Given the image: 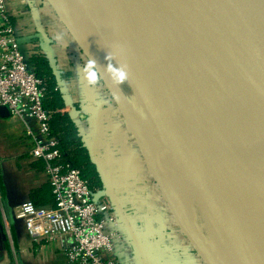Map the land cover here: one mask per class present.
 I'll return each instance as SVG.
<instances>
[{
    "label": "water",
    "instance_id": "obj_1",
    "mask_svg": "<svg viewBox=\"0 0 264 264\" xmlns=\"http://www.w3.org/2000/svg\"><path fill=\"white\" fill-rule=\"evenodd\" d=\"M46 1L75 39L86 61L89 58L96 60L98 80L115 104L112 115L120 114L125 120L176 224L202 261L223 264L218 251L206 233L194 223L174 189L173 183L177 182L175 171L182 175V183L188 184L200 200L201 214L225 239V248L230 244L247 247L235 210L224 199L213 173L208 174L204 164L195 168L190 163L196 152L192 140L170 108L158 101L155 92L145 85L135 84L128 63L114 51L110 34L97 21L98 16H121V12L111 2L102 0L107 11L96 16V26L111 49L114 62L125 68L127 81L137 100L125 93L105 71L106 52L98 51L88 42L83 24L70 14L74 5L69 0ZM143 1L156 29L170 41L169 51L179 57L184 68L195 72L246 133L264 145V0ZM31 6L29 4L31 10H35ZM36 38L42 52L54 41L47 33L36 31L28 38H20V43H29ZM49 61L61 82L60 70L56 69L51 58ZM67 97L64 94V99ZM0 116L9 117L7 107H0ZM105 195H111V190L100 189L93 194V200ZM109 199L120 219L126 221L127 233L131 236L133 228L124 212L118 210L116 196L111 195Z\"/></svg>",
    "mask_w": 264,
    "mask_h": 264
},
{
    "label": "crops",
    "instance_id": "obj_2",
    "mask_svg": "<svg viewBox=\"0 0 264 264\" xmlns=\"http://www.w3.org/2000/svg\"><path fill=\"white\" fill-rule=\"evenodd\" d=\"M43 1L42 7L31 6L35 10L29 7L18 24L29 26V36L41 31L53 38L54 32L43 18L51 8ZM58 29L61 31L60 25ZM65 47L53 41L45 52L57 70L73 75L65 94L83 101L90 112L87 120L77 124L99 172L101 189H110L116 196L118 210L124 212L134 231L128 235L126 221L116 213L121 237L113 255L121 264H205L176 224L125 120L120 114L112 115L115 104L107 98L103 85L99 80L89 85L82 72L86 59L73 49L61 55ZM28 145L21 124L0 116V264H71L63 255L67 241L63 245L31 242L24 226L13 218L12 208L32 191H50L43 164L29 157ZM111 195L103 197L110 201Z\"/></svg>",
    "mask_w": 264,
    "mask_h": 264
},
{
    "label": "bare ground",
    "instance_id": "obj_3",
    "mask_svg": "<svg viewBox=\"0 0 264 264\" xmlns=\"http://www.w3.org/2000/svg\"><path fill=\"white\" fill-rule=\"evenodd\" d=\"M107 1L121 16L101 15L97 21L110 34L114 51L128 63L135 84L150 88L170 108L195 147L190 163L195 168L204 164L208 174L213 173L224 199L235 210L248 245L221 247V261L264 264V241L257 230H251L256 227L264 234V145L246 133L195 72L169 51L170 41L156 29L143 0Z\"/></svg>",
    "mask_w": 264,
    "mask_h": 264
},
{
    "label": "built area",
    "instance_id": "obj_4",
    "mask_svg": "<svg viewBox=\"0 0 264 264\" xmlns=\"http://www.w3.org/2000/svg\"><path fill=\"white\" fill-rule=\"evenodd\" d=\"M29 4L42 7L44 1L0 0V107H7L9 118L21 124L29 157L42 162L53 203L37 206L26 199L12 208L13 218L24 226L31 242L63 245L67 241L63 255L71 264H121L113 255L121 237L113 205L104 197L93 200L79 170L61 162L59 141L50 131L54 113L66 114L77 123L87 120L90 112L72 96L60 108L43 107L44 82L20 43V38L29 36V26L18 24Z\"/></svg>",
    "mask_w": 264,
    "mask_h": 264
},
{
    "label": "trees",
    "instance_id": "obj_5",
    "mask_svg": "<svg viewBox=\"0 0 264 264\" xmlns=\"http://www.w3.org/2000/svg\"><path fill=\"white\" fill-rule=\"evenodd\" d=\"M27 58L30 66L45 85V96L42 100L43 107L47 110H54L63 105L64 94L67 83L72 78L69 71H60V80L54 74L49 57L40 50L39 40L32 39L29 43ZM50 131L59 141L61 162L69 164L79 170L81 176L87 180L90 190L95 193L102 188V182L96 164L92 162L89 150L86 148L80 125L70 119L68 115L59 112L54 113L50 120ZM29 200L35 205L41 206L44 203H53V196L50 191L42 193L39 190L29 194Z\"/></svg>",
    "mask_w": 264,
    "mask_h": 264
},
{
    "label": "rangeland",
    "instance_id": "obj_6",
    "mask_svg": "<svg viewBox=\"0 0 264 264\" xmlns=\"http://www.w3.org/2000/svg\"><path fill=\"white\" fill-rule=\"evenodd\" d=\"M69 2L72 5H74L72 11H70V14L75 17V20L83 24L84 26L83 33L87 37L88 42L92 44L94 48L97 49L98 51L103 50L106 52L107 62L110 58L111 62L115 63L112 57L111 49L107 45L105 38L101 36L100 33L97 31L98 29L95 20L98 14L105 13L107 11L106 4L102 0H69ZM46 12L47 15H43L44 16L43 18L44 20L46 19L45 21L48 23L50 32L52 33L54 32L53 33L54 41H56L57 45L60 44L61 47L66 46L65 47L66 50L63 51V54L61 55H67L66 54L67 51L73 49L74 51L79 52V54H81L84 57V54L77 45V43L75 42V39L72 37L70 32L65 29L63 23L57 18L56 14L52 10L49 11L48 9H46ZM40 16L42 18V15ZM58 25L61 26V31H59ZM120 85L122 89L125 91V93L133 96L134 99L137 100L136 94L133 91L127 79L124 83ZM175 172H176L175 173L176 181L179 182V184L176 182L175 185L178 187L179 190L178 192L182 200L184 201L185 205L187 206L188 210L190 211L194 221L206 233L211 243L214 245L216 251H218V249H221V247H225L226 245V242L224 241L225 239L215 230L214 226L211 225L210 222H208V220L204 219L203 217L204 214L203 215L201 214L203 210L200 205V200L197 198L196 194L193 192L191 187L187 186L188 184L185 185L182 183V181H184L182 175L177 171ZM185 187L188 191L184 190ZM251 230L253 231L257 230V236L260 238L262 242L264 241L263 240L264 234L260 229L254 227ZM232 246L234 248H237L236 245H232ZM249 257L252 262L253 257L251 255ZM233 263L241 264L240 262H234V261ZM251 264H253V262Z\"/></svg>",
    "mask_w": 264,
    "mask_h": 264
},
{
    "label": "clouds",
    "instance_id": "obj_7",
    "mask_svg": "<svg viewBox=\"0 0 264 264\" xmlns=\"http://www.w3.org/2000/svg\"><path fill=\"white\" fill-rule=\"evenodd\" d=\"M105 71L108 72L111 79L116 84H122L127 79V72L123 66H119L109 58L108 62L105 64ZM82 72L84 79L88 82L89 85H95L98 81L99 74L96 69V60L89 58L82 66ZM114 100L118 97H113Z\"/></svg>",
    "mask_w": 264,
    "mask_h": 264
}]
</instances>
